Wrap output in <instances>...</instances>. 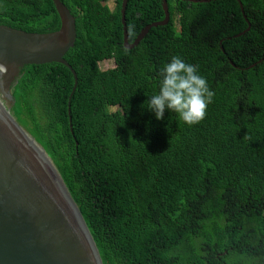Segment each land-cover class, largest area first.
<instances>
[{"label":"trees","instance_id":"1","mask_svg":"<svg viewBox=\"0 0 264 264\" xmlns=\"http://www.w3.org/2000/svg\"><path fill=\"white\" fill-rule=\"evenodd\" d=\"M61 1L75 17L73 94L69 68L47 62L25 65L2 101L57 169L102 264H264V0H166L167 23L132 48L122 0ZM163 17L161 0H128V41ZM0 24L44 33L60 18L52 0H0ZM172 56L214 93L193 125L146 107Z\"/></svg>","mask_w":264,"mask_h":264},{"label":"water","instance_id":"2","mask_svg":"<svg viewBox=\"0 0 264 264\" xmlns=\"http://www.w3.org/2000/svg\"><path fill=\"white\" fill-rule=\"evenodd\" d=\"M127 1L122 0L120 8L122 37L123 45L132 48L150 27L166 24L169 12L167 1L161 0L163 19L146 24L128 42ZM52 2L60 18L56 30L26 32L0 24V264H102L85 220L57 169L2 101L12 98L10 89L25 65L47 62L69 68L74 78L70 97L73 94L77 76L64 55L76 38L75 17L61 0ZM238 3L241 6L240 0ZM243 17L248 26L235 36L250 27ZM68 115L73 133L69 108Z\"/></svg>","mask_w":264,"mask_h":264},{"label":"clouds","instance_id":"3","mask_svg":"<svg viewBox=\"0 0 264 264\" xmlns=\"http://www.w3.org/2000/svg\"><path fill=\"white\" fill-rule=\"evenodd\" d=\"M158 77V91L148 98L146 105L156 119H161L166 109L176 113L187 125L196 124L205 117L214 93L197 65L172 56L158 70Z\"/></svg>","mask_w":264,"mask_h":264},{"label":"rangeland","instance_id":"4","mask_svg":"<svg viewBox=\"0 0 264 264\" xmlns=\"http://www.w3.org/2000/svg\"><path fill=\"white\" fill-rule=\"evenodd\" d=\"M107 4L110 6V8H112L114 5V2L113 0H109ZM99 65L102 69H106V68L112 67L113 62H112V59H106L100 62Z\"/></svg>","mask_w":264,"mask_h":264}]
</instances>
